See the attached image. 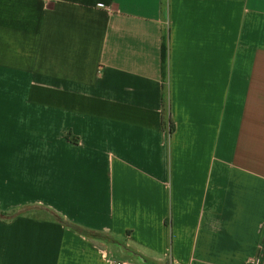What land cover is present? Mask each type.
Listing matches in <instances>:
<instances>
[{"label":"crops","instance_id":"crops-1","mask_svg":"<svg viewBox=\"0 0 264 264\" xmlns=\"http://www.w3.org/2000/svg\"><path fill=\"white\" fill-rule=\"evenodd\" d=\"M171 260L264 264V0H0V264Z\"/></svg>","mask_w":264,"mask_h":264},{"label":"rangeland","instance_id":"rangeland-1","mask_svg":"<svg viewBox=\"0 0 264 264\" xmlns=\"http://www.w3.org/2000/svg\"><path fill=\"white\" fill-rule=\"evenodd\" d=\"M28 210V212L33 213L34 215L37 216H41V217H49V218H53L55 216V214H53L51 211L42 208V207H30L27 208L26 211Z\"/></svg>","mask_w":264,"mask_h":264},{"label":"built area","instance_id":"built-area-1","mask_svg":"<svg viewBox=\"0 0 264 264\" xmlns=\"http://www.w3.org/2000/svg\"><path fill=\"white\" fill-rule=\"evenodd\" d=\"M103 7H105L104 5H102ZM115 264H121V262H115ZM169 264H177L175 261L171 260L169 262ZM247 264H258L257 261H250Z\"/></svg>","mask_w":264,"mask_h":264},{"label":"trees","instance_id":"trees-1","mask_svg":"<svg viewBox=\"0 0 264 264\" xmlns=\"http://www.w3.org/2000/svg\"><path fill=\"white\" fill-rule=\"evenodd\" d=\"M164 51H165V49H164ZM167 108H168V107H167ZM167 111H168V109H167ZM53 214H54V213H53ZM51 219L59 220V221L63 222L62 218L59 217V216H57L56 214H55V216H54L53 218H51ZM152 264H158V263H153V262H152Z\"/></svg>","mask_w":264,"mask_h":264}]
</instances>
